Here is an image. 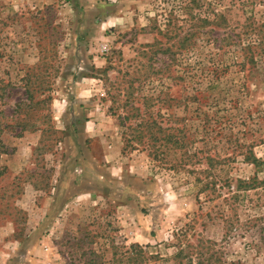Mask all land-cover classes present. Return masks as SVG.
Returning a JSON list of instances; mask_svg holds the SVG:
<instances>
[{"label":"rangeland","instance_id":"374dc122","mask_svg":"<svg viewBox=\"0 0 264 264\" xmlns=\"http://www.w3.org/2000/svg\"><path fill=\"white\" fill-rule=\"evenodd\" d=\"M131 245L264 264V0H0V264Z\"/></svg>","mask_w":264,"mask_h":264},{"label":"trees","instance_id":"16d2710c","mask_svg":"<svg viewBox=\"0 0 264 264\" xmlns=\"http://www.w3.org/2000/svg\"><path fill=\"white\" fill-rule=\"evenodd\" d=\"M192 21H195V23L192 25L190 31L188 32L190 35V38H196L198 35L201 34L200 29L202 28V25H210V21H208V19H202L200 17H192ZM170 22V21H169ZM197 22L201 23V24H197ZM171 24V23H170ZM215 24V23H214ZM217 25V24H216ZM169 32V31H168ZM184 46V43L181 45ZM165 52H169V50H166ZM26 94H29V91L26 90ZM28 100H31V97L28 96ZM26 105V104H24ZM29 106V105H26ZM150 124V123H149ZM149 124H147V126L149 127ZM203 126V130L205 131V136L208 133V131L210 130V128L212 127L211 125H209V122H205L204 124H202ZM163 131H165L166 129H162ZM213 131V129H212ZM176 132H178L177 136H174V134H169L166 137V143H172L173 147H175L176 149H179L180 152L185 151L187 154H189V145L195 143L194 141H191V138L187 137L186 132H185V127H183L182 129H178L176 130ZM203 140V138H202ZM211 139H207L206 141L209 144H213L214 141H209ZM194 158L193 156L188 157V159H192ZM209 162H210V166L209 167H213V159L210 157L209 158ZM211 184L210 183H206L205 184V188H210ZM250 186V184L248 183H242V187L244 188H248ZM114 249H118L117 247H114ZM126 251L123 253V256H125V264H153V261H157L158 257L157 256H149L147 255V253L144 251V249L140 246V245H131L128 248H125ZM118 252L116 251L114 253L115 258H117L118 256ZM185 251L183 249H181L179 251V253L177 255H175V259H177V264H182L181 259H189V256L185 255ZM119 259L115 260V263H118ZM121 262V261H120ZM188 263H192L191 260H188ZM88 264H104L101 261L94 259L92 261H90Z\"/></svg>","mask_w":264,"mask_h":264}]
</instances>
